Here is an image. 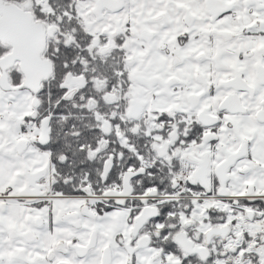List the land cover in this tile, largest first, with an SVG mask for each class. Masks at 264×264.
Listing matches in <instances>:
<instances>
[{
	"label": "snow or ice",
	"instance_id": "snow-or-ice-1",
	"mask_svg": "<svg viewBox=\"0 0 264 264\" xmlns=\"http://www.w3.org/2000/svg\"><path fill=\"white\" fill-rule=\"evenodd\" d=\"M0 264H264V0H0Z\"/></svg>",
	"mask_w": 264,
	"mask_h": 264
}]
</instances>
